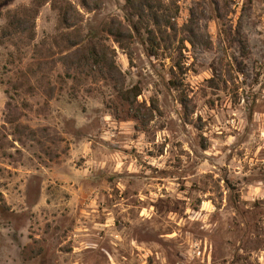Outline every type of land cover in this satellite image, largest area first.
Returning <instances> with one entry per match:
<instances>
[{
	"label": "rangeland",
	"instance_id": "obj_1",
	"mask_svg": "<svg viewBox=\"0 0 264 264\" xmlns=\"http://www.w3.org/2000/svg\"><path fill=\"white\" fill-rule=\"evenodd\" d=\"M99 2L0 0V264H264V0Z\"/></svg>",
	"mask_w": 264,
	"mask_h": 264
},
{
	"label": "trees",
	"instance_id": "obj_2",
	"mask_svg": "<svg viewBox=\"0 0 264 264\" xmlns=\"http://www.w3.org/2000/svg\"><path fill=\"white\" fill-rule=\"evenodd\" d=\"M83 7L87 10L92 11L99 7V0H81ZM125 2V10L128 12L130 16H135L137 19H141L144 13V4L148 7L149 12L151 13V17L153 21H156L157 14L153 12L151 9L150 3L147 0H124ZM67 12L64 13V20H66ZM28 25V21L26 18L19 16L17 13L13 14L10 18L6 31L15 30V31H24L25 27ZM103 30L106 34L112 36L114 40L120 45L122 40L128 38L130 36V29L127 26H124L119 20L112 19L107 22ZM77 45L73 43L72 46ZM107 71L112 76L114 80L121 79V72L114 66L113 62L107 63ZM171 84H174L172 82ZM119 88V91H121ZM122 93V92H121Z\"/></svg>",
	"mask_w": 264,
	"mask_h": 264
}]
</instances>
